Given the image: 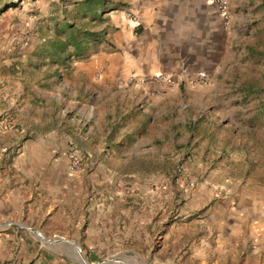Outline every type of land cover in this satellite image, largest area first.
Masks as SVG:
<instances>
[{
  "label": "crops",
  "instance_id": "crops-1",
  "mask_svg": "<svg viewBox=\"0 0 264 264\" xmlns=\"http://www.w3.org/2000/svg\"><path fill=\"white\" fill-rule=\"evenodd\" d=\"M20 1L21 15L36 18L33 29L40 27L37 18L53 17L51 26L62 22L67 34L51 41L64 48L50 64L39 57L36 87L30 83L37 71L25 69L18 82L0 89V264L13 257L14 264H25L24 258L37 256L34 264H56L49 258L66 256L32 237L38 222L65 226L58 233L64 244L96 256L103 242L128 241L140 235V227L154 225L133 197L144 189L125 186L138 175L132 164L147 169L188 143L217 142L214 118L200 114L217 112L210 99L218 97V86L233 80L255 55L264 56V0H226L228 21L214 0H46L43 6ZM8 2L0 0V8ZM72 32L81 43L78 50L68 42ZM0 81H7L4 74ZM71 153L84 161L80 174L69 170ZM245 197L241 192L228 198L227 208L233 218L257 220L263 203ZM247 222L241 229L234 223L226 239L246 252L244 260L260 256L259 242L254 251L247 247L262 226L253 222L246 232ZM200 245L211 248L203 240ZM182 247L207 256L197 245Z\"/></svg>",
  "mask_w": 264,
  "mask_h": 264
},
{
  "label": "rangeland",
  "instance_id": "rangeland-1",
  "mask_svg": "<svg viewBox=\"0 0 264 264\" xmlns=\"http://www.w3.org/2000/svg\"><path fill=\"white\" fill-rule=\"evenodd\" d=\"M38 2L42 3L41 6L46 5V0H36ZM22 4L20 0H9L7 5L0 8V26L5 25L4 32L0 30V43L4 42L0 48V74L7 78L6 82L0 81V89L5 84L18 82L25 69L27 73L37 71L39 57H42V61L47 59L48 62L45 63L50 64L51 56L59 51L54 47V41H51H60L67 34L64 31L66 24L59 22V27L51 26L55 24L50 21L53 17L37 18L40 27L33 29L30 22L36 18L32 15L23 17ZM65 20L66 18L63 21ZM70 50L72 49L68 48V52ZM34 74L30 83L32 87H36L39 82V72ZM19 82L22 84L23 80L19 79ZM218 90V97H212L210 101L219 110L200 114L203 120L213 117L217 123V127L214 125L212 128L218 136L215 144H211L210 140L199 146L188 143L169 152L162 162L149 164L147 169L143 164H132V169L138 175L135 180L128 178L125 186L139 184L144 189L138 194L134 193L133 197L142 216L148 214L154 225L140 227V235L130 237L138 238L137 241L129 239L119 242L116 239L103 242L97 255L89 257L77 244H64L58 233H65V226H41L39 222L33 224L29 231L33 238L45 249L66 255L50 257L53 263L211 264L209 259H212L216 264H264V208L260 210L258 221L250 217L234 219L230 213L232 209L227 208L228 198L241 195V192L246 197L253 196L264 205V56L252 57L249 64L236 70L233 80L220 84ZM193 148L200 151L198 156L191 152ZM44 164L49 165L50 162L45 161ZM240 182H243L244 189ZM233 184L238 189H233ZM113 185L117 189L120 187L119 183ZM201 185L207 189L200 187ZM199 191L202 192V200L197 198ZM146 203L154 207L147 206ZM194 203L195 209L190 207ZM196 221L204 223L195 226ZM245 221H248L246 232L258 223L262 227L258 239H251L247 247L250 252L254 251L253 243L259 242L256 255L260 256L244 260L242 256L246 252H241L240 248L236 250L226 239L232 237L231 228L234 223L241 229ZM165 236L167 241H164ZM201 240L211 248L202 247ZM184 244L197 245L207 255L206 258L190 253L187 247L182 249ZM184 251L187 255L182 257ZM232 251L236 253L235 257H232ZM39 258H24L25 264H34ZM42 259L47 261L43 256ZM12 260L7 264H14Z\"/></svg>",
  "mask_w": 264,
  "mask_h": 264
},
{
  "label": "built area",
  "instance_id": "built-area-1",
  "mask_svg": "<svg viewBox=\"0 0 264 264\" xmlns=\"http://www.w3.org/2000/svg\"><path fill=\"white\" fill-rule=\"evenodd\" d=\"M214 4L217 5L221 17L225 21H228L230 18V14H229V9H228V3L226 2V0H214ZM130 81H133V79H131ZM198 81L201 84L206 83V75L200 76ZM120 84H123V82H120ZM83 164H84V161L82 157H80L76 153H71L70 164H69V170L71 173H74V174L80 173L83 169Z\"/></svg>",
  "mask_w": 264,
  "mask_h": 264
},
{
  "label": "trees",
  "instance_id": "trees-1",
  "mask_svg": "<svg viewBox=\"0 0 264 264\" xmlns=\"http://www.w3.org/2000/svg\"><path fill=\"white\" fill-rule=\"evenodd\" d=\"M69 35H70V36H69V38H68V40H69L68 42L71 43V45L75 48V50H78V49L80 48V44H81V43L78 42V40H77L78 38L75 36V34H74L73 32L70 33ZM70 40H71L72 42H71ZM55 48L58 49L60 52H62V50H63L64 47H58L57 45H55ZM59 51H58V52H59Z\"/></svg>",
  "mask_w": 264,
  "mask_h": 264
},
{
  "label": "water",
  "instance_id": "water-1",
  "mask_svg": "<svg viewBox=\"0 0 264 264\" xmlns=\"http://www.w3.org/2000/svg\"><path fill=\"white\" fill-rule=\"evenodd\" d=\"M62 241H64V240H62ZM65 242V241H64Z\"/></svg>",
  "mask_w": 264,
  "mask_h": 264
}]
</instances>
